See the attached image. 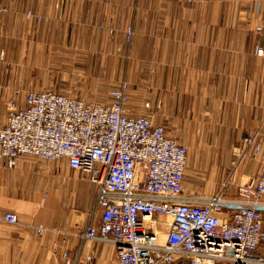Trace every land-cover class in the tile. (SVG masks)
I'll return each instance as SVG.
<instances>
[{
    "label": "crops",
    "instance_id": "0c3cea01",
    "mask_svg": "<svg viewBox=\"0 0 264 264\" xmlns=\"http://www.w3.org/2000/svg\"><path fill=\"white\" fill-rule=\"evenodd\" d=\"M0 7V129L8 100L21 103L14 89L45 87L58 80L55 59H75L69 73L96 68L113 75L112 87L126 81L130 113L149 115L186 147L187 200L257 172L258 160L245 159L234 174L231 163L264 139V0H0ZM108 87L99 101H109ZM225 193L233 197L234 186ZM96 194L66 159L24 156L14 169L0 159V264H57L62 251L77 264L89 255L91 264H117L112 243L82 238L100 223ZM5 212L18 224L5 223Z\"/></svg>",
    "mask_w": 264,
    "mask_h": 264
},
{
    "label": "built area",
    "instance_id": "2783aa9c",
    "mask_svg": "<svg viewBox=\"0 0 264 264\" xmlns=\"http://www.w3.org/2000/svg\"><path fill=\"white\" fill-rule=\"evenodd\" d=\"M125 32L130 42L132 28ZM128 90L121 81L102 102L14 89L21 103L12 97L7 103L0 129L4 166L14 169L22 157L34 156L66 159L70 169L85 172L97 185L101 213L82 238L112 243L117 264H264V139L249 152L236 151L231 163L234 174L245 159L258 160L257 172L230 177L209 198L189 201L183 196L186 147L149 115H132ZM230 186L233 197L225 193ZM2 220L18 224L13 212ZM44 231L36 226L38 235ZM62 256L61 264H77ZM91 262L89 255L83 264Z\"/></svg>",
    "mask_w": 264,
    "mask_h": 264
},
{
    "label": "rangeland",
    "instance_id": "374dc122",
    "mask_svg": "<svg viewBox=\"0 0 264 264\" xmlns=\"http://www.w3.org/2000/svg\"><path fill=\"white\" fill-rule=\"evenodd\" d=\"M55 60H57L55 61L57 66L55 69H53L52 73H54V78L58 80L54 82H48L45 87L43 83H41V85H38L39 89L33 91H40V89L46 88L51 89L56 93L62 95H71L85 101H99V94L103 92V88H107L108 86L112 87L115 84L114 80L112 79L113 75L99 74L96 68H92L89 74H78L75 72L69 73L67 70V63L75 59L58 58ZM97 60V58L91 59V61H94L93 64H95ZM86 95H88V97H86ZM7 112L6 106V113ZM63 252H66V254L71 257L67 251H62V253ZM62 253L60 255L61 262L59 261L60 263L58 262L57 264H61L64 261Z\"/></svg>",
    "mask_w": 264,
    "mask_h": 264
}]
</instances>
